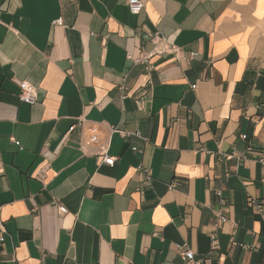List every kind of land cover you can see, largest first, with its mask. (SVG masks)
Masks as SVG:
<instances>
[{
    "label": "crops",
    "instance_id": "0c3cea01",
    "mask_svg": "<svg viewBox=\"0 0 264 264\" xmlns=\"http://www.w3.org/2000/svg\"><path fill=\"white\" fill-rule=\"evenodd\" d=\"M141 1L0 0V264H264V0Z\"/></svg>",
    "mask_w": 264,
    "mask_h": 264
},
{
    "label": "built area",
    "instance_id": "2783aa9c",
    "mask_svg": "<svg viewBox=\"0 0 264 264\" xmlns=\"http://www.w3.org/2000/svg\"><path fill=\"white\" fill-rule=\"evenodd\" d=\"M128 7L130 10V13L134 16H137L143 11L145 5H144L143 1H141V0H128ZM62 22H63L62 19H60L57 22V24L62 25ZM150 41L154 45V49L151 53L142 54L139 56H135L132 53H128L127 59L129 61H131L133 63V65H135V66L143 65L147 69H149L150 68V62H151V59L153 57L168 55V54H172V53L177 52V49H175L174 47H172V45L167 43L166 39L159 32L152 34L150 36ZM164 42H166L165 46H163ZM194 56H195V53L190 54L191 58H193ZM19 87H20V94H19L20 102L27 104V105H31V106L35 105L38 102V98H37L35 88L32 85H30L27 82H22L19 84ZM192 88L195 89L196 85L192 86ZM93 132L94 133H93V136L91 137V143H97L99 141V138H98L96 132L95 131H93ZM242 139L247 140V136H243ZM133 150L136 151L137 149L134 148ZM99 156L102 159V163L104 165L109 166V167H114V165L117 161V158L111 157L108 154V150L105 148L101 150ZM221 203L223 204L222 200H221ZM251 205H256L254 200H251ZM257 208H260V206H257ZM67 212L68 211H67L66 207H64V206L59 207L60 215L67 214ZM225 222H227V218H226L225 214L223 213V211H220V213H218V224L221 225V224H224ZM4 241H5L4 231L2 228H0V244L4 243ZM179 249L181 250V255L183 257L185 264H191L194 262L193 251L188 250V249L185 250V247H181V246H179Z\"/></svg>",
    "mask_w": 264,
    "mask_h": 264
}]
</instances>
